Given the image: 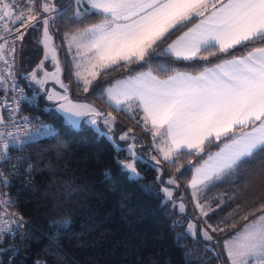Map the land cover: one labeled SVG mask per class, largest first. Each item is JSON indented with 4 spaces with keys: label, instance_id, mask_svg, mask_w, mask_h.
<instances>
[{
    "label": "trees",
    "instance_id": "obj_1",
    "mask_svg": "<svg viewBox=\"0 0 264 264\" xmlns=\"http://www.w3.org/2000/svg\"><path fill=\"white\" fill-rule=\"evenodd\" d=\"M75 1L53 0L58 12L49 19L48 32L58 53L61 80L68 88L69 99L92 105L101 117L111 115L112 139L85 125L74 128L53 109H45L42 95L29 80L43 58V34L39 24L29 27L16 50V76L27 91L38 94L36 114L42 122L56 127L58 133L28 147L34 158L33 187L17 195L15 212L29 225L20 247L30 258H17L11 264H32L33 259L46 264H228L225 241L262 214L264 153L241 164L232 174L212 180L195 196L188 185L192 171L219 149L224 138L219 144H206L199 156L188 155L181 161L179 172L168 162H136L139 177L130 179L119 167L130 157L126 143L122 145L118 137L134 136L140 147L150 149V132L144 130L139 116L109 106L103 90L117 79L147 70L160 79L174 72L196 75L226 59L247 55L252 47L238 45L227 54L217 53L206 60L199 59V55L183 60L158 54L194 22L191 20L180 30L174 29L155 52L150 51L146 62L107 70V75L98 76L85 92L74 80L63 38L96 24L100 15L77 7ZM77 8L81 13L78 19L74 16ZM169 179L175 183L169 184ZM164 189L171 190L173 201L164 200ZM175 201L182 202L183 212L171 205ZM198 203L210 213L206 221L222 229L211 230L210 240L186 232V223L195 218Z\"/></svg>",
    "mask_w": 264,
    "mask_h": 264
},
{
    "label": "snow or ice",
    "instance_id": "obj_2",
    "mask_svg": "<svg viewBox=\"0 0 264 264\" xmlns=\"http://www.w3.org/2000/svg\"><path fill=\"white\" fill-rule=\"evenodd\" d=\"M36 3L37 0L22 3L0 0V21L12 20L10 25H4L3 31L11 34L26 21L38 20ZM87 3L100 14V23L72 35L69 43V50L74 45L76 55L86 57L75 62V76L83 81L85 92L98 76L107 75V70L116 71L146 62L150 51L155 52L174 29L180 30L193 17L202 18L158 54H170L183 60H192L199 54V59L206 60L217 53L227 54L238 45L252 47L247 55L226 59L215 68H205L197 76L176 72L161 80L149 71L104 89V94L117 106L130 100L138 101L144 113V130H150L147 127L150 123L153 139L159 136L164 145L157 151L178 172L183 167L181 161L188 155L199 156L206 144H219L224 138L226 142L218 152L208 154L203 164L194 167L193 189L232 174L241 164H248L258 153H264V0H87ZM39 8L43 13L57 11L51 0H43ZM13 13L17 14L13 17ZM74 16L77 19L81 16L79 8ZM42 23L48 49L49 21L44 18ZM0 40L4 37L0 36ZM4 54V45L0 44V59L7 63ZM49 55L56 72L45 73V76L56 79L66 93L67 86L57 76L60 67L55 48L46 51L45 58ZM31 78L37 84L44 83L36 79L35 73ZM48 98L53 99V96ZM56 98L66 101L59 106L66 114L79 116L80 109H87L100 115L90 105L74 104L67 95ZM246 128L251 131H245ZM160 129L164 130L163 134ZM7 136L12 138L13 134L9 132ZM4 137L5 133L0 132V159L7 160L10 145ZM124 167L138 176L133 164ZM0 183L8 184L2 171ZM168 183L174 184L175 180L169 179ZM165 191L171 197V192ZM11 206L10 199L0 200V212ZM197 207L201 208L202 215H207L199 203ZM260 208L262 214L246 226L237 239L225 243L231 264H264V203ZM218 230L222 231L213 228V231ZM4 231L7 229L0 228V232ZM204 235L206 239L212 238L207 232Z\"/></svg>",
    "mask_w": 264,
    "mask_h": 264
},
{
    "label": "built area",
    "instance_id": "obj_3",
    "mask_svg": "<svg viewBox=\"0 0 264 264\" xmlns=\"http://www.w3.org/2000/svg\"><path fill=\"white\" fill-rule=\"evenodd\" d=\"M18 1L13 0V3ZM56 12L41 15L38 20L25 22L18 31L11 34L4 32L3 27L6 24L10 25L12 20L0 21V36L4 37V40H0V44L4 45V58L7 60L5 63L3 59H0V132L5 133L4 141L10 145L7 160L0 159V171L8 180L7 186L0 183V200L10 199L12 205L0 212V228L7 229L0 232V264H11L17 258L22 260L30 258L27 253L21 251L20 247L29 230V225L15 212L16 197L19 193L27 192L33 187L34 158L28 152V147L58 133L56 127L42 122L36 114L38 94L35 91H27V88L18 81L16 50L29 27L39 24L44 35L43 19L47 18L49 21ZM16 14L13 13V17ZM21 35L22 38H16ZM13 48L14 51L11 50ZM9 132L13 134L12 138L7 136ZM32 264L46 263L40 259H33Z\"/></svg>",
    "mask_w": 264,
    "mask_h": 264
},
{
    "label": "rangeland",
    "instance_id": "obj_4",
    "mask_svg": "<svg viewBox=\"0 0 264 264\" xmlns=\"http://www.w3.org/2000/svg\"><path fill=\"white\" fill-rule=\"evenodd\" d=\"M22 2H23V0H19V3H22ZM42 43L44 45V47H43V50H44L43 58L31 74L35 73L36 79L37 80H43L44 83L43 84H37L35 82V80H33L31 78V74L29 75V80H30V84L32 85L33 89L39 91V93L42 95L43 100L45 102L46 110L53 109L55 112L59 113L65 119V121L68 122L74 128H79L80 127V121L83 120L84 121V123H82L83 125H85L87 127H91L99 135L105 136L108 140L111 141L112 138L109 135L110 131L112 130V125H113V117L111 115H105L103 118H101V122L98 125L96 119H95V121H96L95 124L91 123V121L94 120V116H93V113L87 109H80L79 111L81 112V114L79 116H72L70 113L66 114L60 110L59 106L61 104H66V101L61 100V99H57L56 96L67 95V97H68V94H67V92L65 93V90L60 87V84L57 83L56 79L52 78L51 75H49L48 77L45 76V73L51 74V73L56 72V65L53 62L51 55H49L47 59L45 58L46 51H49L50 49H52V46L51 47L48 46V49H46L45 41H43ZM47 63H49V66L46 65ZM57 76H58L59 80H61V71L59 73H57ZM88 78L90 79L91 77H88ZM49 95H52L53 99H49L48 98ZM73 103L78 104V105L79 104L87 105L84 103H77V102H73ZM105 120H108L109 123H105ZM73 121L75 123H73ZM102 129L103 130L105 129V133L102 131ZM122 136L127 137L126 134H123ZM122 136H120V140H125V139H121ZM113 144L115 145V147L117 149H119V147L117 146L116 143H113ZM162 146H164V145H159L158 143H153L152 149L151 148L145 149V148H142L139 146V142H138L136 137L130 136L129 140L126 142V146H125L126 154L130 158H129V160H127L125 162L119 163L120 169L125 173V175L128 178L137 179L139 177V174H138V176H134L129 169L124 167V165L131 163L135 167L136 162H144V161H147V162L151 163L152 165L158 164L157 161H160L161 159L163 160V156L161 153H159L157 151V149L159 147H162ZM136 172H137V170H136ZM167 190L171 192V190H169V189H167ZM199 190L200 189L197 188V189L193 190L192 192L193 193L195 192V194H196V192H198ZM163 193H164V200L173 201L172 192H171V197H169L167 195L165 189L163 190ZM171 205L176 206L178 208V210L181 212L184 211V207H183V210H181V205H183L181 201L172 202ZM207 214H210V213H207ZM194 216H195L194 219H189L188 222L186 223V232L192 237L199 235L202 239L209 240V239L205 238L204 233L207 232L208 235H210V231L211 230L213 231V228H217V227L211 226L208 223V221H206V219H205L206 216L202 215L201 208H198V207L196 208ZM251 223L247 224L246 226L250 225ZM208 225L211 226L210 227L211 229H209ZM246 226L243 227L242 230L237 232L232 238H229L227 241L237 239L243 233V230L246 228ZM227 241H225V243ZM225 243H224V245H225ZM224 251L226 254L227 263L231 264V262L228 259V255H227V251H226L225 247H224Z\"/></svg>",
    "mask_w": 264,
    "mask_h": 264
},
{
    "label": "crops",
    "instance_id": "obj_5",
    "mask_svg": "<svg viewBox=\"0 0 264 264\" xmlns=\"http://www.w3.org/2000/svg\"><path fill=\"white\" fill-rule=\"evenodd\" d=\"M43 2V0H37V3H36V14H37V16L38 15H43V14H50V13H53V12H48V13H43L42 11H40V8H39V5H40V3H42ZM51 2L53 3V0H51ZM17 3H19V1L17 2ZM75 4H77V7L78 6H80V8L81 9H88L89 11H92V12H95V11H93V10H91L90 8H89V5H88V3H87V0H76L75 1ZM57 9V8H56ZM209 11H211V9H209ZM76 12V9H75V11H74V13ZM95 13H97V12H95ZM26 14V13H25ZM99 14V13H98ZM100 15V14H99ZM202 17H193V19L192 20H194V22L186 29V30H184L183 32H181L178 36H176L170 43H172L175 39H177L179 36H181V35H183V33L184 32H187L188 30H189V28H193V27H195V25L197 24V23H199V20L201 19ZM31 21H33V20H31ZM31 21H26L27 23L28 22H31ZM189 22V21H188ZM188 22H186V23H188ZM97 23H100V21L99 22H97ZM96 23V24H97ZM85 29V28H84ZM84 29H82V30H80V31H77V32H74V33H71V34H67L64 38H63V45H64V48H65V50L67 51V55H68V58L70 59V63H71V66H72V69H73V77H74V80L79 84V85H81V87L82 88H84V84H83V81L81 80V81H78L77 80V78H76V76H75V72L77 71V69H76V67H75V62H77V61H80V60H82V59H86V57H83V56H78V55H76V52H77V50H76V48H75V46L73 45V47H72V49L71 50H69V43L71 42V36L72 35H74V34H77V33H80V32H82ZM42 31V30H41ZM43 34V33H42ZM43 41H45V37H44V35L42 36V38H41V44H42V47H44V45H43ZM48 46L49 47H51L52 46V48H55V46H54V42H53V40H52V38H51V40H49L48 42ZM169 43V44H170ZM168 46V45H167ZM167 46L165 47V49L167 48ZM43 53H44V50H43ZM55 55H56V58H57V60L59 61V57H58V53H57V50H56V48H55ZM167 55H169V56H171V57H173V58H176L175 56H173V55H170V54H167ZM199 55V54H198ZM177 59V58H176ZM224 62V61H223ZM220 63H222V62H220ZM219 64V63H218ZM47 66H49V63H47L46 64ZM217 65V64H216ZM216 65H213V66H210V67H207V68H215L216 67ZM59 67H60V62H59ZM98 70V69H97ZM60 71H61V67H60ZM144 72H149L148 70L147 71H141V72H138V73H135V74H133V75H129V76H125V77H123V78H120V79H117V80H115V81H113L110 85H108V86H106L104 89H106V88H109V87H111L113 84H115L116 82H118V81H122V80H127V79H130V78H133V77H136V76H138V75H140L141 73H144ZM202 72V71H201ZM200 72V73H201ZM176 72H174L173 74H171V75H174ZM182 73H186V72H182ZM200 73H198V74H196V75H193V74H189V73H187V74H189V75H192V76H197V75H199ZM153 74V73H152ZM154 75V74H153ZM170 75V76H171ZM154 76H156V75H154ZM157 77V76H156ZM158 78V77H157ZM168 77H166V78H163V79H161V80H164V79H167ZM91 79V78H90ZM158 79H160V78H158ZM94 81V80H93ZM92 81V82H93ZM103 95H104V97H105V101L107 102V104L109 105V106H111L112 108H114V109H116V110H122L123 112H125L126 114H128V115H137V116H139V119H140V121L142 122V125L145 127V125H144V113H143V110H142V108L141 107H138V101H136V100H130V101H126V102H124V103H121L119 106H117L113 101H110L109 99H108V97H107V95H105L104 94V90H103ZM77 103H79V102H77ZM84 104H86V103H84ZM87 105H90V104H87ZM90 106H92V105H90ZM93 107V106H92ZM46 109V108H45ZM97 111V110H96ZM93 116H94V120L96 119V121H97V124L99 125V123L101 122V118H103V116L101 117L100 115L99 116H97V115H95V114H93ZM114 122V121H113ZM82 123H84V121L83 120H81L80 121V125H83ZM112 127H113V125H112ZM147 127L150 129L149 130V132H150V136H151V149H152V145H153V143H158L159 145H163V143H162V141H161V139H160V137L158 136V137H156V139L154 140L153 139V136H152V130H151V124L149 123L148 125H147ZM89 128H91V127H89ZM92 129V128H91ZM102 131L105 133V129L103 130L102 129ZM245 131H251V128H248V129H245ZM111 132V131H110ZM160 132H161V134H163V132H164V130L163 129H160ZM110 135V134H109ZM123 134H121L120 136H122ZM120 136L118 137V140L121 142V144L123 145V144H125L128 140H129V137H127L125 140H120ZM111 137V136H110ZM126 141V142H125ZM224 142H226V141H224ZM223 142V143H224ZM223 143L221 144V146L220 147H222L223 146ZM219 147V148H220ZM219 151V149L217 150V151H215L214 153H212L213 155L216 153V152H218ZM207 159V158H206ZM205 159V160H206ZM160 161H163L162 159L160 160ZM163 162H165V161H163ZM203 162H204V160L198 165V166H196V167H199L201 164H203ZM195 175V171H194V169H193V171H192V175H191V179H190V181H189V188H190V190L191 191H193V190H195V189H193L192 187H191V182H192V178H193V176ZM214 180V179H213ZM212 181V180H211ZM211 181H207L205 184H202V185H198L197 186V188H199V189H202L205 185H207L209 182H211ZM196 188V189H197ZM251 223V222H250ZM249 224V223H248ZM246 226V225H245ZM244 226V227H245ZM233 237V236H232ZM231 237V238H232Z\"/></svg>",
    "mask_w": 264,
    "mask_h": 264
}]
</instances>
